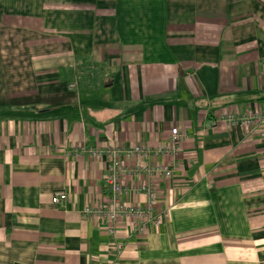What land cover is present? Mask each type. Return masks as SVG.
Returning <instances> with one entry per match:
<instances>
[{
  "label": "crops",
  "instance_id": "obj_1",
  "mask_svg": "<svg viewBox=\"0 0 264 264\" xmlns=\"http://www.w3.org/2000/svg\"><path fill=\"white\" fill-rule=\"evenodd\" d=\"M246 110L264 112V0H0V264H264V147L219 119ZM172 128L156 230L82 217L106 203L87 148ZM143 180L123 202L143 207Z\"/></svg>",
  "mask_w": 264,
  "mask_h": 264
},
{
  "label": "built area",
  "instance_id": "obj_2",
  "mask_svg": "<svg viewBox=\"0 0 264 264\" xmlns=\"http://www.w3.org/2000/svg\"><path fill=\"white\" fill-rule=\"evenodd\" d=\"M70 89L75 87V82L68 86ZM225 127L233 128L240 126L245 129L247 135L257 136L264 147V112L252 113L244 111L242 113L227 112L219 118ZM219 121V120H218ZM183 139L177 129L172 128L168 132L165 144L155 148L145 145H132L127 148L106 147V148H87L85 152L94 159L105 157V192L106 203L97 208L85 207L81 211L82 217H90L94 220H102L108 223L107 232H114V224L125 220L130 223L133 233L143 235L148 228L156 230L165 214H158L155 211L157 205L156 189L154 178L169 179L171 173L176 168L175 157L178 153V144ZM169 158L168 163H160L154 166H138L125 168L122 160L147 159L149 157ZM140 175L144 177L143 182L132 188V192L141 193L145 196L143 207L131 206L122 201V197L127 194V190L122 187L121 179L123 176ZM66 200L63 192H54L50 198L53 206H61Z\"/></svg>",
  "mask_w": 264,
  "mask_h": 264
}]
</instances>
